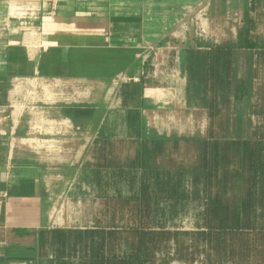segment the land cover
I'll return each mask as SVG.
<instances>
[{
  "label": "crops",
  "instance_id": "1",
  "mask_svg": "<svg viewBox=\"0 0 264 264\" xmlns=\"http://www.w3.org/2000/svg\"><path fill=\"white\" fill-rule=\"evenodd\" d=\"M221 1L228 4L0 0V233L36 237L57 229L53 212L66 188L60 193L59 182L53 188V181L76 178L54 176L50 165L80 164L77 179L86 170L94 175L90 164L98 161L102 134L116 138L117 131L128 132L132 105L126 103V94L132 86L142 87L139 111L146 131H169V119L173 129L194 130L197 116L207 123V131L209 55L228 44L218 41L208 21L205 37L198 39L196 18L203 6ZM237 2L243 6V26L247 6L250 21L261 19L264 0ZM258 33L251 32L254 37ZM233 52L236 83L244 87L239 103L249 104L258 94L261 110L253 116L263 121L259 128L264 139V43L237 46ZM245 66L251 69L247 75ZM102 86L109 97L102 94ZM242 111L236 115L239 131L252 123ZM92 190L95 194L94 184ZM6 254L0 252V264H31L6 261Z\"/></svg>",
  "mask_w": 264,
  "mask_h": 264
},
{
  "label": "trees",
  "instance_id": "2",
  "mask_svg": "<svg viewBox=\"0 0 264 264\" xmlns=\"http://www.w3.org/2000/svg\"><path fill=\"white\" fill-rule=\"evenodd\" d=\"M248 11L247 6L236 43L214 48L209 55L210 123L205 136L149 137L139 111L142 87L132 86L126 94V103L132 105L127 122L128 132L133 134L128 141L136 146L118 168L131 176L126 180L130 194L123 197L116 191L104 199L103 213L109 217L105 226L40 231L34 255L11 258L6 251L4 260L31 264H264V139L240 137L238 119L234 117L236 126L229 127L233 118L229 112L223 113L231 91V101L236 104L244 91L242 84H233L231 79L233 49L251 47L259 40L251 34ZM112 140L103 143L111 147ZM169 145L174 152L184 145L191 163L176 164ZM91 167L95 171L102 168ZM186 206L197 207L193 226L185 230L169 224ZM48 245L60 247L51 259L42 253ZM66 250L70 252L65 254Z\"/></svg>",
  "mask_w": 264,
  "mask_h": 264
},
{
  "label": "rangeland",
  "instance_id": "3",
  "mask_svg": "<svg viewBox=\"0 0 264 264\" xmlns=\"http://www.w3.org/2000/svg\"><path fill=\"white\" fill-rule=\"evenodd\" d=\"M263 6L264 4L262 5V9ZM242 16L243 6L241 2L238 3L237 0H228V4H224V2L222 3V1L215 2L214 5H211V7L210 4L208 6L207 23L209 28H212V31L214 32V35L215 37H217L219 42H222L223 44L233 45L236 43L238 34L244 27L240 20ZM260 16L261 19L256 20V23H251V28L254 32L257 30L259 31L256 37L259 39L258 43L262 44L264 43V12H260ZM253 24L255 25V27ZM203 37H205V35ZM197 38L202 40V38H199L198 36ZM220 39L222 41H220ZM244 70L246 71V75L248 74V71H251V69L246 66L244 67ZM263 71L264 69L261 71L260 75L263 74ZM236 73L237 71L235 64V68L233 67L231 78L232 80H235L233 84L236 83ZM233 91H231L232 94H230L231 99L233 98ZM108 92L109 90H107L106 88V91H104V86H102V94H104L106 97H109ZM105 96L102 97L105 98ZM112 98L113 97L111 96V100ZM231 99L229 104H225L223 110V113L229 112L231 118H233L229 124V127H234V125L236 126L234 117L236 118V115L242 113L243 108L246 116L250 115L252 123L249 121V124L246 122L243 127L241 126L244 130L241 131L239 136L244 139H256L260 137V135L263 133L262 130H260V125L262 126L263 121H259L256 116H253V114L259 113V111L261 110V104L258 94L255 99L252 98V100L249 101V104H236L233 100L231 101ZM106 101L108 100L106 99ZM112 102L113 104H115V101L112 100ZM117 106L119 107V104H117ZM149 118V129H152V116H150ZM201 118L202 117L197 116V124L194 130L183 129L182 131H179L175 128L173 129V120L169 119L168 121L171 124L169 131L165 130L168 128L158 127V132L152 129L146 131L145 133L148 134V136L151 138H157V135L166 136L168 138H192L205 136L207 123L204 126V122L201 121ZM253 123H255V127L252 126ZM118 124H120V122H118ZM120 126H123L122 123L119 125V128ZM183 126L185 127V125ZM115 134L116 138H109L108 136L104 137L102 134L99 148V162L96 161L94 165L90 164L91 166L100 165V167L102 168L101 170L96 169L97 171H95L96 173L94 175L86 170L84 172V177L82 175L81 179H77V176L80 173L79 171L83 169L80 164L63 163L50 165V167L53 168L52 173L54 174V176L60 174V177L69 176L68 178H70V176L73 175L76 178L75 180L74 178H72L70 181L66 180L67 178L65 180L55 179L53 181V188H56L59 182L60 193H62L66 188V192L63 195L59 196L57 201V203H59L57 204V207L53 212L52 221L54 223L53 226L57 228L56 230H62L59 228L66 229L68 227H77L76 230L79 231L80 228H82V230L83 228L88 229L86 227L88 225H90L91 228L93 226H96L97 224H99L100 226H105L109 221V217L108 214L107 216H104L103 213L104 199L112 196L116 191L123 197L127 196L128 193L130 194V189L126 184V180H129L131 176L128 174L129 172H125V170H120L118 168L126 163L129 156H131L133 147H135L136 145L134 144V146L132 147V144L130 143V141H128V138H130V135H132L133 133L119 130ZM234 135L236 136V134ZM110 139H113V144H111V147H107V144H104L103 140ZM168 148L169 153L173 152L170 154V156L171 159L176 162V164L189 162L191 163L192 156L186 154L184 145H181L179 152L172 151L171 145H169ZM164 161H166V159H164ZM139 174L140 172L137 174V176ZM93 184L95 186V194L92 190ZM135 187H137V185ZM97 192L100 193L99 199H96L98 198V194H96ZM94 198L95 201H93ZM196 208L193 206L181 207V212L176 215L175 219L173 221H170L169 224H175L179 229H190L196 221ZM0 241H3L5 243V245L3 244V246H0H5L4 251H9L10 253L17 256H32L34 255L33 253L36 251L37 247H39L37 238L31 235H13L8 233H0ZM59 249L60 247L48 245L42 253L44 254V256L52 257L54 253L59 252ZM4 251L2 250V248L0 249V252ZM68 252L70 251L66 250L64 253L68 254ZM82 252L83 250H80L79 247L78 253L80 254ZM170 264L182 263L171 261Z\"/></svg>",
  "mask_w": 264,
  "mask_h": 264
},
{
  "label": "built area",
  "instance_id": "4",
  "mask_svg": "<svg viewBox=\"0 0 264 264\" xmlns=\"http://www.w3.org/2000/svg\"><path fill=\"white\" fill-rule=\"evenodd\" d=\"M209 4H206L201 9L197 11V14L200 16L199 18H196V37L202 38L205 33V27L204 24L207 21V10H208Z\"/></svg>",
  "mask_w": 264,
  "mask_h": 264
}]
</instances>
